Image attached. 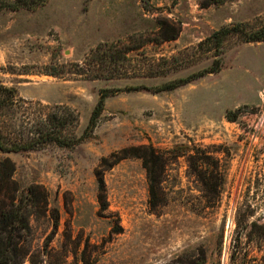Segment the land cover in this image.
<instances>
[{"label": "rangeland", "instance_id": "obj_1", "mask_svg": "<svg viewBox=\"0 0 264 264\" xmlns=\"http://www.w3.org/2000/svg\"><path fill=\"white\" fill-rule=\"evenodd\" d=\"M200 1L46 0L0 11V83L18 94L0 118L10 132L24 137L66 105L79 112L81 134L98 90H124L106 98L92 135L73 149L0 151L19 193L33 192L19 264H257L264 242L245 235L264 225V41L205 38L236 22L264 26V0ZM98 45L102 56L126 51L121 76L71 74ZM216 59L219 71L152 91Z\"/></svg>", "mask_w": 264, "mask_h": 264}, {"label": "trees", "instance_id": "obj_2", "mask_svg": "<svg viewBox=\"0 0 264 264\" xmlns=\"http://www.w3.org/2000/svg\"><path fill=\"white\" fill-rule=\"evenodd\" d=\"M226 0H201V7H208L211 4L222 3ZM46 0H0V11H18L21 9L35 10L42 6ZM230 34H236L243 42L264 41V26L250 27L247 24L236 22L222 26L218 30L212 31L206 38L205 42H211L215 46L222 43L224 38ZM168 39V38H166ZM204 43V42H203ZM199 44L201 47L204 44ZM100 45L91 49L80 64L75 63L76 71L71 74L84 76L87 79H112L120 77L122 71L117 65V61L122 58L124 52L116 50L114 54L100 53ZM129 50V49H127ZM97 53V54H95ZM95 54V55H94ZM90 57V58H89ZM107 61V63H106ZM110 65L105 67L104 64ZM87 66V67H86ZM97 66V67H96ZM56 68V66H55ZM89 69V70H88ZM219 60H214L213 65L197 73L191 74L185 78H180L152 88L154 93L172 90L187 84L194 79L202 77L206 73H215L219 71ZM54 74V72H51ZM63 72L55 69V76ZM136 88H126L130 91ZM124 91L120 88L103 87L98 90V99L94 104L88 122L83 128L81 134H77L79 127V112L66 105H54L53 110L45 115L42 120L37 119L28 129V135L21 137L19 133L12 131L11 124H0V151L22 152L29 150L41 149L46 145L55 144L58 147L73 149L82 141L88 139L95 127L98 125L99 118L104 109L106 98ZM17 90L12 86H6L0 83V118L13 113L17 101ZM13 125V124H12ZM15 134V136L12 135ZM153 154V152H152ZM155 157V156H154ZM149 159H145L143 165L146 169L148 180V202L155 206L157 199V179L152 168L148 164ZM14 164L8 158L0 160V264H19L24 260V240L28 234L29 226L27 223L28 196L33 194L32 188L28 187L27 192L19 193V184L13 178ZM99 191H103L104 182L101 177L98 178ZM103 200V195H99ZM34 201V200H33ZM103 202V201H102ZM56 225V219L54 220ZM247 240L261 244L264 242V225L252 223L251 229L245 235ZM257 264H264V249L257 258ZM167 264H178L173 261Z\"/></svg>", "mask_w": 264, "mask_h": 264}]
</instances>
